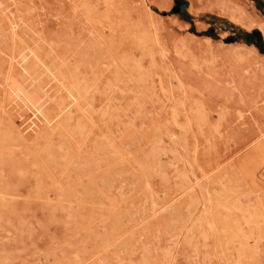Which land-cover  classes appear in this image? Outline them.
Here are the masks:
<instances>
[{"label":"rangeland","instance_id":"obj_1","mask_svg":"<svg viewBox=\"0 0 264 264\" xmlns=\"http://www.w3.org/2000/svg\"><path fill=\"white\" fill-rule=\"evenodd\" d=\"M207 1L0 0V264H264V77L229 52L264 0ZM66 88L22 135L12 89Z\"/></svg>","mask_w":264,"mask_h":264},{"label":"bare ground","instance_id":"obj_2","mask_svg":"<svg viewBox=\"0 0 264 264\" xmlns=\"http://www.w3.org/2000/svg\"><path fill=\"white\" fill-rule=\"evenodd\" d=\"M212 2H210V3H209V1L205 2L203 5L204 9L207 11L216 13L218 15L224 16L225 18H227L231 21H233V20L238 21L236 23L240 22L246 28L247 25L244 23L245 19H243V18L241 19V17H238L236 14L238 12V13L245 15V12H243L240 8H238L230 0H214ZM85 13H86L87 17H90V12H85ZM249 18L251 20V25H254L255 23L258 24V29L261 30L263 37H264V20L253 19L252 17H249ZM206 39L208 41L213 40L209 36H207ZM229 52L231 53V55L233 57L236 58V61H243V62L246 61L247 62L249 68H246L245 71L252 72L254 78L260 79L261 77H264V55L260 54L254 45H246V44H243L240 42H235V43L231 44V49ZM30 60H33L37 64L41 63L42 65H44L43 61L40 59V56L37 55L32 49H30L29 52L23 54V56L21 57V59L19 61V64L21 65L22 71L24 73L31 74V69L28 65V62ZM143 68L144 67L142 64L137 63L136 78L138 81H141V82L146 81L147 82L150 75ZM47 71L52 75V80L59 79L57 77V75L54 74L50 69L47 68ZM61 84H62V82H61ZM12 92L14 93L13 101L16 105L15 107H18V109L23 110V113L20 112V114H19V117L22 119V125H23V128L21 129L20 133L22 135H25L26 137L33 136L34 133H37L38 129H40L43 125H45L47 127H52L54 120L56 119V117L60 113H64L66 111H69L73 105H79L80 100H81V96L78 93L74 92L71 89L66 88V95L70 99V102L67 105H64L63 107H61L58 114H56L53 117H50L44 109V103H40V101H38V100H31L23 92L16 91L14 89H12ZM27 111H31L30 117H25L24 112H27ZM199 111L197 110V117L199 116L198 118L203 120V117H204L203 114H199V113H201V109ZM177 115H178L177 110L173 109L172 117H175V119H176ZM174 122H175V120H174ZM158 149H155V151H152L151 154L148 155L147 160L149 162H153L155 160V157L158 155V152H157ZM185 181H186V177H185ZM181 186H184V185H181ZM184 187H182V188H184ZM245 211H248V210L245 209L244 212ZM248 212H249L248 216H245L246 222H252L251 218L255 214L253 213V211H251V212L248 211ZM204 221L206 224L211 225L212 227H210V228L213 229L212 223H210L205 217H204ZM224 226L229 230L230 226L228 224H225ZM235 228H236V234H235V237H236V235L238 233L237 231H241V229H242L241 224H237Z\"/></svg>","mask_w":264,"mask_h":264},{"label":"trees","instance_id":"obj_3","mask_svg":"<svg viewBox=\"0 0 264 264\" xmlns=\"http://www.w3.org/2000/svg\"><path fill=\"white\" fill-rule=\"evenodd\" d=\"M213 17L214 19H218V20L220 19L217 16H213ZM182 18L191 23L192 26L190 28V31L195 32V26L192 21V17L186 14ZM232 28L238 29V33H239L238 36L231 37L233 42H240L246 45H254L259 51V53L264 55V38L258 29H253L252 31H246L242 28H238L237 26H232ZM207 35L213 37L214 33L212 30H210L209 32H207Z\"/></svg>","mask_w":264,"mask_h":264},{"label":"crops","instance_id":"obj_4","mask_svg":"<svg viewBox=\"0 0 264 264\" xmlns=\"http://www.w3.org/2000/svg\"><path fill=\"white\" fill-rule=\"evenodd\" d=\"M205 11H207V10H205ZM208 12H210V11H208ZM210 13H212L213 15H215V16H217V17H220V18H224V19H227V18H225L224 16H221V15H218V14H216V13H213V12H210ZM193 14V13H192ZM189 15V14H188ZM192 17V16H191ZM229 20V19H228ZM192 21H193V18H192ZM230 21V20H229ZM189 21H186L185 20V23H188ZM191 24V23H190ZM253 29H258L257 28V26H254L253 28H252V30ZM252 30H249V29H247L246 31H252ZM260 32H261V30L260 29H258ZM261 34H262V32H261ZM262 36H263V34H262ZM264 38V37H263Z\"/></svg>","mask_w":264,"mask_h":264},{"label":"water","instance_id":"obj_5","mask_svg":"<svg viewBox=\"0 0 264 264\" xmlns=\"http://www.w3.org/2000/svg\"><path fill=\"white\" fill-rule=\"evenodd\" d=\"M178 3V2H177ZM177 12V8L174 9Z\"/></svg>","mask_w":264,"mask_h":264}]
</instances>
